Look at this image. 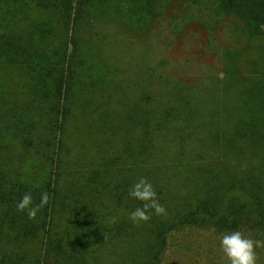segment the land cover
Returning a JSON list of instances; mask_svg holds the SVG:
<instances>
[{
  "label": "trees",
  "instance_id": "obj_1",
  "mask_svg": "<svg viewBox=\"0 0 264 264\" xmlns=\"http://www.w3.org/2000/svg\"><path fill=\"white\" fill-rule=\"evenodd\" d=\"M166 12L204 27L221 77L99 61L95 20L143 33ZM142 177L166 214L134 223ZM188 228L264 241V0H0V264H161Z\"/></svg>",
  "mask_w": 264,
  "mask_h": 264
},
{
  "label": "rangeland",
  "instance_id": "obj_2",
  "mask_svg": "<svg viewBox=\"0 0 264 264\" xmlns=\"http://www.w3.org/2000/svg\"><path fill=\"white\" fill-rule=\"evenodd\" d=\"M166 13L151 21L143 33L104 26L100 20H95L98 34H93L91 41L97 45L99 61L124 81L133 75L141 82L147 79L150 68L166 78L178 77L191 82L221 77L222 63L215 55L204 51V27L189 25L182 34L176 35L173 21L177 15ZM238 26L241 25L235 19L224 20L217 31L220 42L226 44L223 34L227 27L236 29ZM222 234L190 228L173 232L168 237L161 264H228L220 246ZM243 234L255 240L250 233ZM256 252L257 264H264V247L257 248Z\"/></svg>",
  "mask_w": 264,
  "mask_h": 264
},
{
  "label": "clouds",
  "instance_id": "obj_3",
  "mask_svg": "<svg viewBox=\"0 0 264 264\" xmlns=\"http://www.w3.org/2000/svg\"><path fill=\"white\" fill-rule=\"evenodd\" d=\"M129 195L143 202L142 207H138L130 213L129 218L134 223L147 222L153 214L156 216L166 214L165 207L157 199L153 185L146 178L142 177L135 182L129 191ZM49 199V194L44 192L41 195L40 204L32 206L31 194H25L17 203V210L26 211L29 219H35L38 211L48 204ZM220 246L228 264H257L256 249L264 247V241L253 240L240 231H233L221 235Z\"/></svg>",
  "mask_w": 264,
  "mask_h": 264
}]
</instances>
